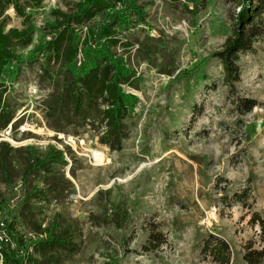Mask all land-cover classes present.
<instances>
[{
	"label": "rangeland",
	"instance_id": "374dc122",
	"mask_svg": "<svg viewBox=\"0 0 264 264\" xmlns=\"http://www.w3.org/2000/svg\"><path fill=\"white\" fill-rule=\"evenodd\" d=\"M41 1L20 0L28 19L12 4L0 6L6 33L23 30L28 20L33 32L28 47H15L21 62L0 81L13 115L0 142L16 149L8 184L0 171V223H14L33 239L36 224L48 228L61 216L76 251L50 252V264H210L202 255L208 234L228 241L233 264H244L248 243L264 247L262 225L254 223H264V36L240 56L242 78L232 93L221 61L212 57L233 33L231 0H130L145 18L134 16V25L119 31L122 45L114 52L137 74L124 86L137 102L124 121L122 149L113 151L100 142L104 102L85 100L78 116L63 56L50 62L34 53L54 37L48 25L58 20L56 12L72 14L81 0ZM108 19L98 13L75 30L85 39ZM238 98L257 106L242 115ZM31 147L42 159L57 149L68 164L24 183ZM97 151L106 156L103 166L93 160ZM34 188L46 198L25 207ZM152 226L168 239L158 250L148 249Z\"/></svg>",
	"mask_w": 264,
	"mask_h": 264
},
{
	"label": "trees",
	"instance_id": "16d2710c",
	"mask_svg": "<svg viewBox=\"0 0 264 264\" xmlns=\"http://www.w3.org/2000/svg\"><path fill=\"white\" fill-rule=\"evenodd\" d=\"M27 1V0H26ZM40 6L41 0H28ZM172 3L182 0H170ZM194 2V0H184ZM13 5L22 16L20 0H0V6ZM233 12L230 14L233 33L227 38L222 50L212 55L221 61L224 72V84L230 87L232 93L235 86L241 82L240 56L250 52L259 38L264 36V0H231ZM190 13L189 8L185 7ZM195 9V8H194ZM98 13L108 14V21L97 27L88 29L85 39L82 38L75 27L92 22ZM194 13V12H193ZM58 20L48 25V29L55 32L54 37L44 45L36 48L35 54L49 56V61L63 56V63L70 75L72 87L69 97L75 113L80 116L85 100L90 104L96 99H101L106 105L103 113V124L106 129L100 142L114 150L122 149L124 140V121L134 110L137 97L127 93L124 86L131 84L136 79L133 67L126 63L124 58L114 52V48L122 45L118 38L119 31L127 32L134 25L133 17L143 22L145 18L136 2L130 0H81L77 3L75 12L65 14L56 12ZM26 17L28 19L29 17ZM23 30L11 28L7 33L0 26V81L6 70L15 62H21L16 46L26 48L31 43L32 29L29 20ZM81 56V59H80ZM33 63V60H29ZM7 87L0 82V129H6L12 124L13 115L7 107L5 94ZM237 108L242 115L252 112L257 106L251 99H237ZM16 149L7 142H0V171L4 182L9 183L10 169L9 158ZM37 149L31 147L26 150L30 155L29 167L25 170L22 181L27 183L34 173H48L54 165L65 166V153L52 148L45 158H40L39 153L33 155ZM47 192L38 188L32 189L27 195L25 207L30 206V201L36 198L44 200ZM257 217V216H256ZM61 216L55 218L48 228L36 224L34 230L37 237L28 239L27 236L16 231V226L4 224L7 232L6 238L0 247V261L4 264H50L52 260L45 259L48 253L60 251H76V246L69 230H61ZM259 221V222H258ZM260 223L264 233V223ZM149 248L155 250L164 247L168 239L160 232V228L152 226ZM15 245L13 249L12 245ZM40 255L41 258L37 256ZM202 255L210 264H233V251L228 241L218 235L208 234L203 239ZM244 264H264V247L255 249L248 243L243 254Z\"/></svg>",
	"mask_w": 264,
	"mask_h": 264
},
{
	"label": "bare ground",
	"instance_id": "6f19581e",
	"mask_svg": "<svg viewBox=\"0 0 264 264\" xmlns=\"http://www.w3.org/2000/svg\"><path fill=\"white\" fill-rule=\"evenodd\" d=\"M51 132V131H50ZM93 160L97 165H105L106 164V156L102 152H94L93 153Z\"/></svg>",
	"mask_w": 264,
	"mask_h": 264
},
{
	"label": "built area",
	"instance_id": "2783aa9c",
	"mask_svg": "<svg viewBox=\"0 0 264 264\" xmlns=\"http://www.w3.org/2000/svg\"><path fill=\"white\" fill-rule=\"evenodd\" d=\"M4 224H5V223H0V226H1V227H0V232H1V234H2V235H0V239L2 238V240L6 238L5 235H6V233H7V232L5 231V229H4V227H5Z\"/></svg>",
	"mask_w": 264,
	"mask_h": 264
}]
</instances>
